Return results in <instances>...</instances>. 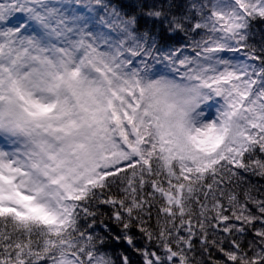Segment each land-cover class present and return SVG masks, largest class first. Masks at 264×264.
Listing matches in <instances>:
<instances>
[{
	"label": "snow or ice",
	"instance_id": "obj_1",
	"mask_svg": "<svg viewBox=\"0 0 264 264\" xmlns=\"http://www.w3.org/2000/svg\"><path fill=\"white\" fill-rule=\"evenodd\" d=\"M74 3L86 11V0ZM66 7L0 0V132L25 141L22 152L0 149V264H111L94 237L80 231L81 244L73 233L79 214L91 215L84 202L114 178H123V195L105 193L103 203L149 239L156 207L165 256L148 252L146 264H189L196 240L201 251L223 252V264H264V198L252 187L242 199L235 191L242 171L264 176V88L256 90L264 68L257 75L212 64L229 41L247 49L246 20L264 17V0L214 11L195 63L183 52L167 57L227 101L218 120L200 126L167 82L125 72L132 61L99 51L87 19ZM161 46H170L163 32ZM253 230L260 244L249 256L240 237Z\"/></svg>",
	"mask_w": 264,
	"mask_h": 264
},
{
	"label": "trees",
	"instance_id": "obj_2",
	"mask_svg": "<svg viewBox=\"0 0 264 264\" xmlns=\"http://www.w3.org/2000/svg\"><path fill=\"white\" fill-rule=\"evenodd\" d=\"M67 4L69 13L78 12L80 5H76L74 0H62ZM215 0H102L100 4H93L89 13L99 8L100 13L109 23H114L128 13H135L140 21L147 47L143 52L146 54L144 67L150 71H159L165 67V61L169 54L173 57L183 52V57L195 59L199 56L197 44L211 35L210 28L203 27L205 20L211 14ZM158 13V15H157ZM83 16L84 13H80ZM90 18V17H89ZM180 27L177 28L176 24ZM202 25L196 28L195 25ZM170 46H161V34ZM247 37V49H241L233 41L235 52L238 56L247 61L249 68L253 72L264 68V60L256 59L257 56L264 57V17L253 16L246 20L243 29ZM177 63V62H176ZM242 183L235 188L238 196L242 199L246 188L252 187L253 195L259 198L264 192V176L252 172H241ZM123 178H114L103 191L95 190L94 194L84 202L91 215L81 212L78 218L79 231L73 233L74 242L85 243L79 239V232H85L94 237L97 251L107 253L115 258V264H146V253L157 252L161 257L165 256V251L161 241L157 238L156 230V207L152 208V219L148 221L147 227L153 235L148 236L141 231L136 222L126 225L122 219L115 215V207L112 204L103 203L105 193L108 195H123L125 187ZM145 192L150 191L147 187ZM159 204V201H157ZM255 211V209H253ZM259 227V225H256ZM255 231L248 232L240 237L242 248L248 252L249 256L253 250H259V240H255ZM227 250V245H224ZM195 251L189 253L194 259H190L189 264H213L226 260L223 252L216 247L206 248L201 251L200 241H195ZM48 259L47 256L41 259ZM51 262V261H50Z\"/></svg>",
	"mask_w": 264,
	"mask_h": 264
},
{
	"label": "clouds",
	"instance_id": "obj_3",
	"mask_svg": "<svg viewBox=\"0 0 264 264\" xmlns=\"http://www.w3.org/2000/svg\"><path fill=\"white\" fill-rule=\"evenodd\" d=\"M86 4V16L90 17L87 19L88 28L97 36L99 51L115 53L118 50L122 60L132 61L131 64L125 66V72L131 73L134 69L141 70V66L136 61L142 59V57L132 56L129 52V49H131L143 53L147 47L148 42L144 37L138 16L135 13H128L122 16L119 21L109 23L101 15L99 8L89 13L88 9L93 4H96L95 0H86ZM140 75L146 82L153 80L167 82L178 93L179 106L188 112L190 119L197 126L209 122V120H204L202 116V106L207 99V88L200 87L199 81L179 79L176 73L170 71H150L148 68L142 69ZM0 137H6L8 141L7 145L0 144V149L9 152L17 150L22 152L24 150L25 141L23 137L3 133H0ZM95 250L97 251L96 247ZM104 254L109 257L111 264H115L113 256L108 255L106 252ZM49 264H51L50 261ZM85 264H87V261H85Z\"/></svg>",
	"mask_w": 264,
	"mask_h": 264
},
{
	"label": "rangeland",
	"instance_id": "obj_4",
	"mask_svg": "<svg viewBox=\"0 0 264 264\" xmlns=\"http://www.w3.org/2000/svg\"><path fill=\"white\" fill-rule=\"evenodd\" d=\"M232 3H233V0H215L212 12L207 17L204 24L210 23V17L212 16V13L214 11H217L219 9L228 10L230 6L232 5ZM64 11H66L70 15L75 14V15L83 16L82 14L77 13V12L69 13L68 9L66 8L64 9ZM83 17H85L86 19L89 18L86 15H84ZM228 44H229V47L223 49L220 53L216 54L212 58L213 66L217 68H222L225 64H227L230 67L236 68L240 71H247L249 74H251L252 71L249 68L247 61L240 58L238 56V53L235 52V45L233 41H229ZM138 56H141L142 59L137 60L136 63L141 66V70H142L145 68L143 62L145 61L146 54L140 53ZM190 60L193 61V63H195L196 58L190 59ZM159 71H170V72L176 73L179 79H187V77L184 76L179 63L173 62L172 60H169V59L165 61V67H163ZM261 88H264V80H260L258 82L256 90L259 91ZM206 96H207V99L205 100L202 106L203 119L204 120H218L220 116L222 115V113L227 110V107H228L227 101L225 100L223 96L216 95L215 92L211 89L206 90ZM0 144L7 145L8 144L7 138L0 137Z\"/></svg>",
	"mask_w": 264,
	"mask_h": 264
}]
</instances>
